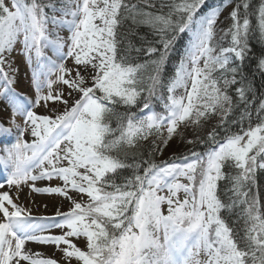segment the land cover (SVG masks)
<instances>
[{
	"label": "snow or ice",
	"instance_id": "6c2138e0",
	"mask_svg": "<svg viewBox=\"0 0 264 264\" xmlns=\"http://www.w3.org/2000/svg\"><path fill=\"white\" fill-rule=\"evenodd\" d=\"M203 2L191 0L178 6L187 16L177 21L174 28L180 33L192 32L193 43L188 53L192 67L189 69L181 62L177 78L168 87L166 115L153 111L138 118L132 112H119L117 106H135L145 91L149 97L154 94L158 66L164 57L152 61L157 65V76H148L151 83L147 87L141 75L146 65H132L124 57L118 60L115 28L120 23L121 8H127L123 0H60V18H49L45 13L46 6L55 10L51 4L12 0L13 11L0 0V65L6 63L5 53L13 49L21 36L25 50L30 52L35 48L37 56L41 55L42 44L62 50L61 38H50L48 24L51 23L54 27L67 26L71 36L66 55L73 57L77 66L91 67L93 71V83L89 87L79 68L74 78L66 79L70 70L63 63L57 65L50 61L51 70L59 74L56 80H47L48 93L38 95L35 104L39 105L41 100H60L62 94L53 95L52 91L57 82L81 93L71 109L53 118L29 110L12 95L14 81L0 68L5 81L0 98L8 100L13 115L25 116L26 125L24 129H18L19 138L15 144L4 149V155L0 156V164L10 170V176L5 177L7 185L19 188L28 180L50 179L56 175L64 181L63 187L33 190L72 199L68 196L70 187L89 198L87 203L72 200L73 207L69 212L58 213L63 216V222L56 227H66V233L36 236L30 234L36 226L22 216L24 210L14 203L8 192L0 193V264H20V261L57 264L54 259L34 258L26 253V240L66 245L63 249L66 257L77 258L82 264H248L249 259L251 264H264V212L256 198L249 199V192L245 190L255 168H264V163L257 165L258 158L264 160V124L250 127L242 134L227 136L222 142L216 141L213 131L209 133V140L215 147L204 154L193 153L191 162L162 166L153 163L143 175L136 173L123 184L115 182L119 170L133 167L126 163V148L133 147L137 141L147 139L153 132L161 137L160 130L166 126L168 136L162 138L161 143L167 144L180 124L199 125L201 119L218 110L225 114L231 110L227 88L237 83V68L230 67L232 54L236 59H244L250 21L245 16L241 23L240 5L237 4L230 14L232 27L226 33L231 36V46L220 47L217 51L211 41L219 10L199 20L193 19ZM243 7L247 9L249 5L245 3ZM68 16L71 20L65 19ZM132 18L134 22L154 28L162 26L161 31L173 27L170 18L144 11H135ZM193 24L194 31L190 27ZM259 27L264 33V7L259 10ZM170 43H164L165 50ZM148 52L154 53L156 49L149 48ZM260 64L264 67V60ZM217 72L221 75L215 76ZM229 72L231 79L227 77ZM33 80L39 93L42 85L36 72ZM181 87L185 89V95H174ZM237 91L243 99L244 89ZM225 105L229 107L225 108ZM143 109H150L147 100ZM25 131H30L35 138L30 144L23 139ZM11 132V128L0 124V133ZM62 161H67V166H63ZM229 165L238 172L231 177L235 199L231 205H225L218 197L217 189L218 182L226 178L222 170ZM34 168L41 169L39 175L31 174ZM180 177L188 183H181ZM3 186L0 183V187ZM165 188L168 195H160ZM180 192L185 194L183 200L179 198ZM165 203L167 215L161 207ZM238 203L247 206L244 210L245 236L240 241L220 215L222 209ZM81 236L87 240V251L69 239ZM241 243L243 247H240ZM201 251L207 259L198 258Z\"/></svg>",
	"mask_w": 264,
	"mask_h": 264
},
{
	"label": "trees",
	"instance_id": "16d2710c",
	"mask_svg": "<svg viewBox=\"0 0 264 264\" xmlns=\"http://www.w3.org/2000/svg\"><path fill=\"white\" fill-rule=\"evenodd\" d=\"M223 1L226 2V5L221 7ZM26 2L31 3V0H26ZM37 2L55 6V10L53 7L46 6L44 8L49 18L57 14L62 15L59 11L60 0H37ZM185 2H191V0H123L127 8H121L120 23L115 28L118 60L124 57L132 65H146L147 67L141 75H143L145 87H147L151 83L147 79L148 76H157V65H154L152 61H160L161 56L164 58L158 66V83L155 86L154 94L149 97L147 91L143 92L135 106L118 105L117 110L119 112H132L138 118H143L153 111L157 114L166 115L165 105L169 103L168 96L170 95L168 87L177 78L183 53L190 39L188 30L180 33L174 28L177 21L186 19L187 14L178 8ZM245 3L249 5L247 9L243 7ZM237 4L240 5L241 23L243 18L247 16L250 21V29L247 35V49L244 53V59L242 61L236 59L232 54L233 60L230 67L237 68L235 74L237 83L231 84L227 88V93L232 101L231 110L226 114L218 110L206 119H201L199 125L194 124L191 127L190 130L193 133L189 139H183L177 144L173 142L163 144L161 143L163 137H158L153 132L147 139L139 140L133 147L126 148L128 152L126 163L133 165V167L119 170L115 176L117 184H123L126 178H130L136 173L143 175L144 170L153 163L162 166L171 163L191 162L194 159L193 153L204 154L215 147V143L209 140V133L213 131L216 134V141L222 142L227 136L242 134L250 127L255 128L264 124V107H262L264 105V67L260 64V61L264 60V33L259 27V10L264 7V0H204L203 4L196 10L193 19L210 8L220 7L221 17L216 20L214 25V37L211 43L217 48V51L220 47H230L231 36L226 35V33L232 27L233 21L230 14ZM229 5H233V9L224 12ZM135 11H144L170 18L173 21V27L161 31L162 26L154 28L146 23L134 22L132 17ZM166 41H171L167 50L164 48ZM149 48H155L156 52L149 53ZM214 75L220 76L221 73L217 72ZM231 76L230 72L227 73L229 79ZM240 88L244 89L243 99L240 98L237 91ZM97 95L100 93L97 92ZM145 100L149 102L150 109H143ZM228 107L225 105V108ZM112 127H116L115 122H113ZM160 131L162 134V128ZM260 163H264V160L258 158L257 165ZM222 172L226 178L218 182L217 194L225 205H231L235 199L232 192L231 177L237 174L238 169L229 165ZM245 190L249 192V199L256 198L261 212H264V168L259 166L255 168ZM246 207V205L238 203L234 207L222 209L220 213L233 230L234 237L238 241L245 236L246 213L244 210ZM240 247H243L242 243ZM248 264H251L250 259Z\"/></svg>",
	"mask_w": 264,
	"mask_h": 264
},
{
	"label": "rangeland",
	"instance_id": "374dc122",
	"mask_svg": "<svg viewBox=\"0 0 264 264\" xmlns=\"http://www.w3.org/2000/svg\"><path fill=\"white\" fill-rule=\"evenodd\" d=\"M4 3L7 7L10 8V10H15L12 8V0H4ZM72 6L75 7V5ZM231 9H233V5H229L224 12L230 11ZM213 11L216 10L208 11L207 14L203 17L210 15ZM54 16L57 18L61 17L59 14ZM220 17L221 15L219 11L217 19H219ZM65 19L71 20V16H68ZM194 30L195 28L193 29V31ZM48 31L52 40H55L57 36L61 38L64 44L62 50L57 51L55 46L51 44H42L41 55L37 56L35 48H33L30 52H27L25 50L24 45L22 43L23 37L21 36V38L14 45L13 49L10 52L5 53L6 63L0 65V68H2L3 72H6L9 78L14 81V83L11 85V88L14 90L12 95L17 96L19 100L22 101L24 105L28 107L29 110L35 111L38 115H47L54 118L56 115L62 114L66 109H71V107L75 104L76 100L80 99L81 93L76 90L70 89L67 85H64L63 83L57 82L53 85L52 91L53 95L61 93V99L51 101L41 100L39 105L35 104L38 95H47V80H56L57 75L59 74L55 72V70H51L50 61L54 62L57 65L63 63L64 66L70 70V75L65 76L66 79L74 78L76 75L77 68H79L80 74L85 78L86 86L89 87L92 86L93 83V71L91 67L85 69L83 65L77 66L74 62L73 57H69L66 55L68 52V47L70 45L71 36V33L66 25L54 27L51 23H49ZM187 43L188 45L186 44L187 47L183 53L182 61L190 69L192 65L188 58V53L193 43L192 32L190 34V39ZM200 66H203V60H201ZM34 72L39 75V80L42 85L39 93L37 92L36 84L33 80ZM4 84L5 81L3 79V76L0 74V91H3ZM69 93H71V95H69ZM174 95H185V89L183 87L177 88L175 90ZM63 101H67V103L65 104L63 103ZM13 120L15 121V124L12 123ZM24 121L25 116L23 114L17 113L13 115L12 106L8 102V100L0 98V124H2L4 127L12 129V132L10 134L0 133V138L2 137V134L4 136H7L4 140L0 141V156L4 155V149L11 148L12 145L15 144L16 140L19 138L18 129H24L26 127ZM193 125L194 123L191 122L187 124H180L176 132L172 135V137L168 139V142H173L177 144L183 139L188 140L193 133L190 130ZM167 136V127L165 126L162 128V137L167 138ZM23 139L30 144L35 138L32 137L30 131H25ZM61 147L63 148L64 145H62ZM28 155H31V153L29 152ZM177 164H183V162H179ZM62 165L67 166V161H62ZM45 167H48V165L46 164ZM40 171L41 169L34 168L31 174L39 175ZM9 176L10 170L4 168V166L0 164V183L4 184L3 187H0V193L4 192L3 190L6 189V192L9 193L14 203H16L24 210L22 216L27 218L28 223L36 226V230L34 232H31V235H63L68 231V229L66 227H56L57 224L63 222V216L58 215V213L63 214L69 212L73 207L72 200L84 203H87L89 200L87 195H81L80 193L71 190L70 187L68 189V196L72 199H69L57 193L37 192L33 190L34 188L43 189L48 187H63L64 181L56 175H53L50 179L44 177L35 181L28 180L26 183L21 184L19 188H17V186L15 185H7L5 177ZM179 179L181 183H188V180L184 177H180ZM159 194L162 196H167L168 191L165 188ZM179 198L183 200L185 198V194L183 192H180ZM161 207L164 214L167 215L168 205L165 203ZM69 239H71L72 243L79 247L81 250L87 251V240L85 237H71ZM65 247L66 245L63 244L57 246L54 243H43L34 240H26L24 251L26 253L32 254L34 258L54 259L55 261H57V264H82V262L79 261L77 258L66 257L63 251ZM198 258L200 260L207 259L203 251L199 253ZM20 264H28V262L20 261Z\"/></svg>",
	"mask_w": 264,
	"mask_h": 264
},
{
	"label": "bare ground",
	"instance_id": "6f19581e",
	"mask_svg": "<svg viewBox=\"0 0 264 264\" xmlns=\"http://www.w3.org/2000/svg\"><path fill=\"white\" fill-rule=\"evenodd\" d=\"M2 137L0 138V141L4 140L7 136H4L3 134L1 135ZM4 192H6L7 190H3ZM35 247V246H34ZM31 250V249H30Z\"/></svg>",
	"mask_w": 264,
	"mask_h": 264
}]
</instances>
